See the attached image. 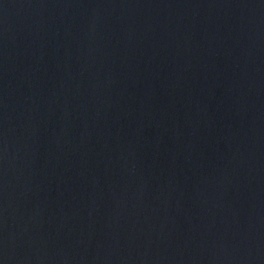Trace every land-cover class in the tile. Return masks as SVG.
<instances>
[{"label": "water", "instance_id": "95a60500", "mask_svg": "<svg viewBox=\"0 0 264 264\" xmlns=\"http://www.w3.org/2000/svg\"><path fill=\"white\" fill-rule=\"evenodd\" d=\"M0 264H264V0H0Z\"/></svg>", "mask_w": 264, "mask_h": 264}]
</instances>
